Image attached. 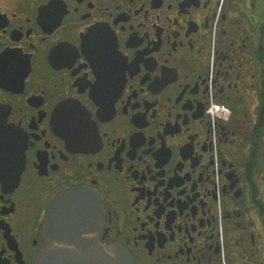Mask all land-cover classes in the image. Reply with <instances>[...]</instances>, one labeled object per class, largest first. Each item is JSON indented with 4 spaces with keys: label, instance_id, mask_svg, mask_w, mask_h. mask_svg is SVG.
<instances>
[{
    "label": "flooded vegetation",
    "instance_id": "obj_1",
    "mask_svg": "<svg viewBox=\"0 0 264 264\" xmlns=\"http://www.w3.org/2000/svg\"><path fill=\"white\" fill-rule=\"evenodd\" d=\"M72 187L135 264H264V0H0V264Z\"/></svg>",
    "mask_w": 264,
    "mask_h": 264
},
{
    "label": "water",
    "instance_id": "obj_2",
    "mask_svg": "<svg viewBox=\"0 0 264 264\" xmlns=\"http://www.w3.org/2000/svg\"><path fill=\"white\" fill-rule=\"evenodd\" d=\"M103 216L95 192L72 187L57 193L46 205L42 222L46 244L36 252L33 264H135L124 246L98 240Z\"/></svg>",
    "mask_w": 264,
    "mask_h": 264
}]
</instances>
